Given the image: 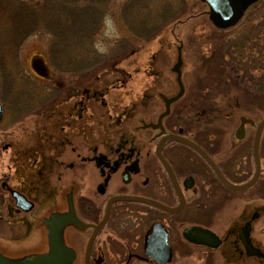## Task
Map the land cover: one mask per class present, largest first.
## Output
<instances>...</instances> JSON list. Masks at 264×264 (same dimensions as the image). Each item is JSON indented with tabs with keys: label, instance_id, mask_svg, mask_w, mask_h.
<instances>
[{
	"label": "rangeland",
	"instance_id": "374dc122",
	"mask_svg": "<svg viewBox=\"0 0 264 264\" xmlns=\"http://www.w3.org/2000/svg\"><path fill=\"white\" fill-rule=\"evenodd\" d=\"M64 1L68 5L61 15L55 7ZM208 12L199 0H0L5 108L0 196L6 197L0 199V246L5 251L29 246L30 236L20 227L32 226L30 220L42 224L47 217L41 216L52 212L47 225L53 227L61 216H75L79 194L96 196L93 150L124 147L128 141L140 146L144 124L166 112L170 100L187 106L194 134L210 132L217 142L222 135L234 136L243 121L257 124L264 118V72L236 52L239 39L263 17L264 0L230 31L217 30ZM36 57L44 60L50 80L32 70ZM78 74L83 76L77 79ZM71 79L70 89L86 102L80 138H74L83 143L80 155L62 147L75 136L61 132L64 105L57 103L51 114V133L45 110V102H67L61 84ZM251 130L246 124L245 131ZM228 145L223 139L221 146ZM81 158L82 169L77 166ZM3 183L24 194L34 210L10 219L6 207L13 203Z\"/></svg>",
	"mask_w": 264,
	"mask_h": 264
},
{
	"label": "flooded vegetation",
	"instance_id": "af4514ba",
	"mask_svg": "<svg viewBox=\"0 0 264 264\" xmlns=\"http://www.w3.org/2000/svg\"><path fill=\"white\" fill-rule=\"evenodd\" d=\"M68 75V72L64 74L66 78ZM77 76L80 79L83 74ZM73 80L61 84L67 102H45V110L49 112L51 133L54 120L51 114L57 103L64 105L65 124L60 127L61 132L75 136L72 140L67 137L62 147L80 155L83 148L79 145L83 143L74 138H80L83 123L79 122L84 121L86 102L83 94H75L70 89ZM179 103L171 104L165 117H162L163 109L156 113L155 122L144 124L146 136L140 146L128 141L124 147L105 146L93 150L90 162L98 179L96 196L87 199L79 194L75 208L72 204L76 215H65L83 226L70 221L54 229L47 225L52 212L41 216L47 217L41 222L47 226L32 219L29 221L32 226L20 227L22 234L30 236L29 246L10 251L0 246L4 261L30 264L37 258L49 257L52 259L44 264H67V257L60 258L63 255L57 245L59 242L72 250L70 264H264V130L258 142L260 171L257 177L254 144L259 123L252 125L246 121L243 126L249 123L252 130H244L241 139L236 131L234 136L222 135L217 142V137L210 132L194 134L193 121L186 117L187 106H179ZM0 106L1 125L5 119L1 100ZM49 137L56 139L53 134ZM170 137L186 139L195 146ZM223 139L228 146H221ZM81 160L77 166L82 169L84 159ZM215 169L224 182L238 190L224 184ZM115 179L120 183L116 188L111 184ZM2 188L12 199L13 205L6 207L10 219L34 210L33 202L29 212L18 206L12 192H21L7 183H3ZM117 197L141 198L168 210L147 202L115 201L104 225L96 229L106 216L109 202ZM5 198L0 196L1 202ZM147 249H152L157 259L150 257ZM165 260L168 261L164 263Z\"/></svg>",
	"mask_w": 264,
	"mask_h": 264
},
{
	"label": "water",
	"instance_id": "95a60500",
	"mask_svg": "<svg viewBox=\"0 0 264 264\" xmlns=\"http://www.w3.org/2000/svg\"><path fill=\"white\" fill-rule=\"evenodd\" d=\"M199 1L208 7L209 21L217 30L230 31V30L234 29L235 27H237L242 22L243 18L246 16V14L251 9L256 7L263 0H199ZM31 67H32V70L34 71V73H36L38 76L43 77V78L49 77L45 62L42 58H39V57L33 58L32 62H31ZM175 71L177 73H179L178 68H176ZM182 94L183 93L181 92L176 99L180 98L182 96ZM173 103H174L173 100H170L169 102L166 103V112L162 117H165L166 115H168L169 107ZM1 118H2V109L0 106V120H1ZM246 121L249 123H252V125H256L255 122H253L252 120H246ZM246 121H243V123H245ZM249 123H248V125H249ZM243 125L244 124H242L237 129V135L236 136L239 139H241L243 137V131L245 130V127ZM263 130H264V118L257 125L256 141L254 144L255 153H256V157H257V166H258L257 167V174H256L257 177H258L259 171H260V165H259L258 156H257L258 142H259L260 134L262 133ZM170 139H177L178 141H180V142H182L188 146H191V147L195 146L194 144H192L191 142H189L188 140L183 139V138L170 137ZM215 170H216L217 174L219 175V172L217 171V169H215ZM219 176H220L222 182H224L221 175H219ZM224 184H226L230 188L232 187L226 181L224 182ZM232 188L235 190H238V188H236V187H232ZM12 194L14 195V198L17 200L18 206L21 207L23 209V211L29 212L32 210V208H33L32 202L28 201L22 194H20L16 191H13ZM115 201H129V202H141V203L147 202V203H150L151 205H153L155 207L161 208L163 210H168L164 206H161V205L154 203V202H148V201L141 199V198L117 197V198L112 199L109 202V206L107 208L106 216H105L103 222H101V224L99 226H97L96 229H99L100 227H102L104 225V223L106 222V220L109 216L111 204ZM70 221H73L75 224H77L79 226H83L82 224L76 222L75 220H73L70 217L61 216L60 218H58L55 221V224L53 225V227H54V229H57L60 226L64 225L65 223H69ZM54 232H55V230H54ZM54 232H53V234H54ZM94 235H95V233H94ZM94 235H93V237H94ZM93 237L90 241V245L92 244ZM57 245H58L59 251L63 255V256H60V258L65 259L67 257V259H68L67 264H70L71 261L73 260L72 250L70 248H66V247L62 246L59 242H57ZM67 253L69 254V256H67ZM147 253L150 257L157 259V255L154 254L152 249H147ZM51 259L52 258H49V257L37 258L35 261L32 260L30 264H44L46 262H49ZM166 261H168V260H165L164 263ZM0 264H10V262H8V261L6 262V260L4 261V258L0 255ZM64 264H66V263H64Z\"/></svg>",
	"mask_w": 264,
	"mask_h": 264
},
{
	"label": "trees",
	"instance_id": "16d2710c",
	"mask_svg": "<svg viewBox=\"0 0 264 264\" xmlns=\"http://www.w3.org/2000/svg\"><path fill=\"white\" fill-rule=\"evenodd\" d=\"M60 7L58 8L60 14L62 15V9L66 8L68 3L64 1ZM65 5V6H64ZM67 15V14H66ZM98 15V13H97ZM98 17V16H97ZM260 22L257 23V26H253L254 29H251L243 34V36L239 39V45L237 46L239 57H246L248 61H250L253 65V69L255 70H263L264 72V14ZM91 26L88 25L87 28L89 29ZM148 28V27H145ZM151 29V28H150ZM32 31V30H31ZM57 31V30H56ZM90 31V30H89ZM138 33L145 32L144 28L137 29ZM139 35H142L140 34ZM54 35H58V31L53 33ZM145 36V35H144ZM246 49V51H244ZM264 79V78H262Z\"/></svg>",
	"mask_w": 264,
	"mask_h": 264
}]
</instances>
